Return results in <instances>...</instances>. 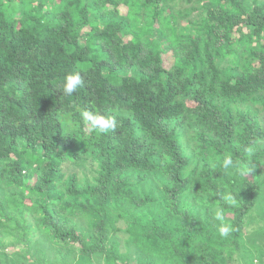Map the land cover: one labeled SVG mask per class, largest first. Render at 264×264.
<instances>
[{"label": "trees", "instance_id": "16d2710c", "mask_svg": "<svg viewBox=\"0 0 264 264\" xmlns=\"http://www.w3.org/2000/svg\"><path fill=\"white\" fill-rule=\"evenodd\" d=\"M259 205L264 0H0V264H264Z\"/></svg>", "mask_w": 264, "mask_h": 264}, {"label": "clouds", "instance_id": "9594fccd", "mask_svg": "<svg viewBox=\"0 0 264 264\" xmlns=\"http://www.w3.org/2000/svg\"><path fill=\"white\" fill-rule=\"evenodd\" d=\"M83 86V79L80 73H69L63 79L62 90L66 95H72ZM81 119L89 124L92 129L97 130L101 134L114 131L117 126V120L114 115L101 114L98 111H93L89 108H82L80 110ZM254 149L249 147L247 153L249 157L253 154ZM219 167L225 171H233L240 177H245L252 172L257 166L251 160L243 161L240 159L234 160L232 155L225 154ZM223 204L218 206L214 212L213 218L219 222L217 225V232L220 238L227 239L233 232L231 224L224 220L223 206H235L237 204L236 195L232 192H225L222 196Z\"/></svg>", "mask_w": 264, "mask_h": 264}, {"label": "rangeland", "instance_id": "374dc122", "mask_svg": "<svg viewBox=\"0 0 264 264\" xmlns=\"http://www.w3.org/2000/svg\"><path fill=\"white\" fill-rule=\"evenodd\" d=\"M264 226V209L261 205L255 207L251 211V215L247 217L246 231L247 233L252 229Z\"/></svg>", "mask_w": 264, "mask_h": 264}]
</instances>
